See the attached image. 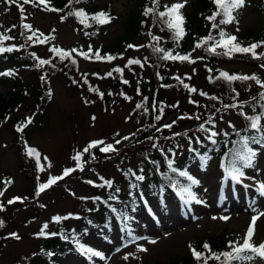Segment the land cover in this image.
<instances>
[{
	"label": "rangeland",
	"instance_id": "obj_1",
	"mask_svg": "<svg viewBox=\"0 0 264 264\" xmlns=\"http://www.w3.org/2000/svg\"><path fill=\"white\" fill-rule=\"evenodd\" d=\"M134 0H90L81 4L83 7L96 6L97 8H110L113 14L110 23L105 24L94 39L76 36L70 22L61 21L59 15L46 10H40L31 3L23 5L24 12L20 13L15 4L8 5L5 0H0V24L6 28L4 35L14 39L6 40L5 47L17 43V34L20 30V22L27 24L39 33H49L55 28V43L64 50L76 47L82 53H87L89 48L94 54L100 48L110 47L125 35V22L128 11ZM196 0H187L181 13L187 12ZM22 3V0H19ZM183 0H162L163 4L171 6ZM235 20L223 26V31L237 37V42L246 45L250 35L258 32L264 26V20L255 9L254 0H245V6L234 12ZM15 26V27H13ZM11 29V31H8ZM239 29V30H237ZM217 40L219 36H215ZM145 39L135 41L127 53V58L117 62V67L122 70V76L129 80V87H123L125 94L121 93L110 81L104 80V74L110 72L113 64L109 62H94L91 59H81L78 71L71 73L72 80L67 79L63 72L47 77L49 83L46 89H50L45 110L35 127L27 128L26 131L18 132L17 126L27 123L38 109L40 101H33L24 94L20 105L14 110V114L0 127V190L4 195L0 197L4 210L0 211V220L4 226L0 227V264H31V260L40 251L39 243L42 236L39 235L45 224L46 233H53L58 229L70 231L79 224L81 216L88 213L93 207L97 195H108L116 189L124 190L123 171L126 168L125 161L121 165H114L107 157L123 154V147L132 138L138 127V121L131 115L132 105L135 100L142 99L134 89L137 81V67L134 70L126 67L129 57H141L144 47L141 45ZM139 45V46H136ZM182 44V43H181ZM212 45L209 42L208 48ZM222 47H217L216 52ZM44 56L49 55V49L43 48ZM90 54V55H91ZM80 57L83 55H79ZM10 59L0 56V71L8 69ZM194 66L174 67L171 73H177L179 77L186 75L190 88L195 86L197 92L189 90L166 89L160 92L161 100L169 105L170 115L166 121L172 119L182 111H190L194 101L201 102L202 89L207 86L203 65L198 63ZM217 68L228 74L248 75L257 72L264 80V72L258 66L239 61H228L217 64ZM22 83H30L31 76L35 73L30 70L17 68ZM40 75V70H35ZM43 74V72H42ZM103 76V77H102ZM84 78L92 84L95 83L98 92L113 90L110 100L102 101L96 96L97 91H89L86 88ZM128 86V85H127ZM122 88V87H121ZM11 90V81L0 78V95L5 96ZM252 91V90H251ZM216 92V91H209ZM208 92V93H209ZM49 93V92H48ZM91 93V94H88ZM128 93V94H127ZM128 97L129 99H125ZM248 97V96H247ZM87 101V103L85 102ZM230 111L229 114L220 115L215 121L217 137L231 130V125H242V119ZM93 117L95 119L93 120ZM16 122V125H14ZM264 124V121H262ZM186 126L179 128L183 130ZM25 128V127H24ZM23 128V129H24ZM128 137V139H124ZM103 140L106 144H112L116 152L101 153L99 148L91 149L84 153L81 163L83 171H75L65 179L56 183L55 186L42 192L38 197L36 191L38 184L46 183L50 176H59L65 168L76 167L72 159L77 152L92 141ZM116 141H120L119 144ZM28 147L35 148L39 157L27 155ZM104 145H100L103 147ZM257 157L254 167L245 169L249 177H254L257 182H264V145L255 146ZM185 150V144L177 146L178 155ZM92 154L95 159L91 158ZM124 154H126L124 152ZM207 161L205 167L192 164L187 168L190 175L200 181L199 186H194L193 191L200 204L192 202L184 204L177 196L176 191L169 190L166 194L148 198V203L137 197L139 201L136 212H131V219L127 223L114 221L110 229L95 227L88 233L79 236L81 243L94 250L100 251L105 259L93 257L89 260L82 255L75 244L72 247L74 254L64 258L57 253L50 257V264H168L174 259L182 258L192 252L189 245L195 247L199 240L209 237H223L228 242L222 252L231 251L229 241L239 240L243 242L245 233L253 215L264 212V196L254 191V186L245 190L242 185H233L230 181L222 183L224 160L215 153ZM119 156V155H118ZM48 157V160H44ZM104 159V160H103ZM43 167L40 171L37 162ZM49 163L51 167H49ZM132 169L136 160H129ZM148 167V164H145ZM74 177V175H77ZM69 177H72L69 179ZM113 181L112 187H98L103 180ZM68 179V180H67ZM11 180L10 185L4 181ZM89 181L93 183H88ZM245 184L254 185L253 180L246 179ZM6 189V190H5ZM19 197L23 202L8 204V201ZM254 202V203H253ZM255 209V210H254ZM229 216L228 221H222L220 216ZM56 216L70 217L54 222ZM215 216L217 219H212ZM76 217H79L78 219ZM262 218V219H261ZM261 222H256L253 242L257 245L264 242V217ZM138 237H146L133 243L128 236V229ZM17 234V240L11 234ZM154 239L155 244L148 240ZM128 246L125 247L124 245ZM147 248V252H138L137 247ZM117 249H120L117 251ZM132 253L125 261L123 256ZM232 264H238L233 261ZM250 264H264V260L257 257Z\"/></svg>",
	"mask_w": 264,
	"mask_h": 264
},
{
	"label": "trees",
	"instance_id": "obj_2",
	"mask_svg": "<svg viewBox=\"0 0 264 264\" xmlns=\"http://www.w3.org/2000/svg\"><path fill=\"white\" fill-rule=\"evenodd\" d=\"M88 1L90 0H86V2ZM81 4L82 3H75V0H73L71 5H69V0H50V7L61 9L62 11L49 12L58 14L61 21L70 22L76 36H81L84 39L95 38L104 25L96 24L89 19L88 23L91 26L85 28L84 25L78 22L75 16L68 15V13L82 8L90 15L100 11L110 13L111 16H113V14L110 12V8H97L96 6L81 7ZM164 5L165 4H162L160 0V5L156 9L157 12L165 11ZM254 5L255 9L264 20V0H254ZM35 7L44 10V5ZM150 7H153V0H134L125 20V22H127L125 28L127 32L123 38L117 40L110 47L98 49L102 57L111 56L114 57V59L97 61L95 60L94 54H91L92 60H95L94 62H109L113 64L111 71L103 75L104 80L110 81L121 93L125 94L123 87H129L130 81L123 78L122 72H116L114 69L118 68V61L123 58L126 60L127 53L131 49L128 47L129 45H133L135 41L142 40L143 38L145 39L141 44L144 47L141 57H129V60L135 59L139 60L141 63L128 65L129 60L126 62V65H128L127 68L131 69V71L134 70L132 69L134 66L138 69L136 70V79L138 83L134 89L138 95L142 96V99L135 100L132 105L131 115L135 117L139 124L132 138H130L123 147V150L125 149L123 154L107 157V159H105L113 162L115 166L121 165L127 161L126 168L123 171L124 190L122 191V189H119V192H110L108 195L103 196L97 195L93 207L88 213L80 217L79 224L74 229L70 231L58 229L53 232L57 235L42 236L39 243L40 251H38L36 256L31 260V264H50V257L53 256L54 253L66 258L70 253H75L72 247V233L80 236L94 227L108 228L115 220L122 219L121 215L118 213L129 216V212L140 204L139 201H136L137 197L134 196V192L141 198L147 199L167 193L172 188V182L178 181L179 184H187L188 181L185 178L178 177L168 168L167 161L169 159L174 161L173 167L179 170H187L190 165L200 163L201 156L207 155L212 158L211 153H215L227 164L228 159L231 158V151L234 147L239 146L238 142L241 136L260 135L250 129L249 121L245 119V116H254L264 111V108L261 107L264 101L260 100V93H264V88H261L260 85L252 80L246 82L237 80L229 86L223 79H217L220 73L224 72L217 68V64L230 60L245 62L255 67L258 66L264 72V68L261 67V64H264V58L253 59L250 53H234L232 58H228V56L222 54L217 55L209 53L208 44L210 41L205 44L203 43L204 40L208 38L210 34L213 37L219 36V31L221 29L223 30L224 26L220 25L219 28L213 29V22L206 19V17L212 16L216 11V7L212 3V0H196L187 12L182 13L184 17L183 28L185 30V35L178 44L173 39V33L169 31L166 25L157 17H154L151 13L147 16L144 14L145 8ZM221 18L222 17H217L215 23L218 24ZM20 23L17 43L12 45L19 49V51L0 55L9 58L11 62L8 69L1 70L0 72L11 70L14 73L12 76H0V78L11 81V90L5 96L0 95V127L14 114V110L20 105L21 98L26 94L31 97L34 102L41 101L34 115H29L31 117L29 119L31 123H28L23 129L22 132L24 133L28 127H35L40 117L43 116L42 114L45 110L44 103L49 100L48 92H50V89H46L49 83L47 77L63 72L70 82V80H72L71 73L78 71L79 61L85 58L84 56L80 57L77 53L71 52L72 49H69L67 51L71 53V58L61 61L59 56L51 51L53 48L61 49L55 43V28L49 33H42L43 36H41V33L31 27L36 32V35L33 37V41H27L26 37L32 35V32L23 27V25L27 23L24 21ZM1 26L0 24V35H4L6 28ZM153 36L160 37V40L158 42L153 40ZM37 37H39V39L49 37V39L41 44ZM52 37H54V39H52ZM261 41H264V26L258 32L250 35L246 45L241 46L248 47L252 43ZM197 43H200L202 46L199 48L195 47ZM45 46L49 49L48 57L44 56L42 51ZM136 46L139 45L136 44ZM154 47H161L167 51H172L173 55H188L190 60H163L160 58L162 53L154 52ZM223 52H225V49L222 47L217 53ZM256 52H264V46L257 48ZM41 59L49 60L51 63L37 66ZM72 59L76 61V64L71 63ZM190 61L195 62L192 63ZM198 63L203 65L207 86L204 88L205 90L202 89V92L207 95H202L201 102L194 101V106L190 111L179 112L172 119L166 121L170 115L169 110L171 107L165 105L164 101L161 100L159 95L160 92L166 89L170 90L177 88H179V90H187L184 84L188 85L186 75L179 77L177 73H171L170 71L174 67H197L196 65ZM19 67L23 70H30L35 73L34 76H31L30 83H22L17 71ZM35 70H40V75H38ZM108 73H111V75L109 76ZM230 75H256L264 82L262 76L257 72L248 75H241L240 73ZM210 80L214 82H210ZM84 81L89 91L93 92L97 90L95 83L92 84L85 78ZM124 81L128 83H124ZM192 88L196 87L193 86ZM232 89H235V91ZM100 93H103V98H101ZM237 93H239L238 96L236 95ZM112 94L113 90L108 88L104 91H97L96 96H98L100 100L106 101L111 99ZM209 97H217V99L212 100L209 99ZM138 104L142 105V107L137 108ZM224 105H237V107L225 109L223 107ZM240 105H242V107H239ZM253 108H255V111H253ZM160 109H163V111L161 112ZM217 109H220V111L218 112ZM230 111H234V114L242 119V125H233L234 127H231L227 135L223 134L220 138L217 136L214 137V139L217 140V144L212 145L208 136L211 131H215V127H213V125L216 126L215 121L221 118L220 115L229 114ZM241 112H243L244 115H241ZM157 115L161 116L159 121L156 120ZM181 117L184 118L181 119ZM196 117H199V119ZM210 118L211 123H209ZM14 125H16V122ZM164 125H172V127L168 129L165 128ZM201 125L208 131H201ZM183 126L186 127L180 131L179 128ZM237 132H239L240 135H237ZM149 137H151V139H149ZM197 140L201 141V143H197ZM181 143L185 144V150L181 155L176 156L179 154L177 146ZM153 145L156 146L154 147ZM261 145H264V143H261ZM252 146L253 144H250V147ZM124 152L126 154H124ZM173 153H175V155H173ZM132 159L136 160L134 169H132L129 164V160ZM146 163L148 167H146ZM129 169L136 175H143L145 179L141 182L135 180L134 176L126 175ZM76 176H78V174L74 175V177ZM71 178L72 177H69V179ZM132 185L136 186L132 187ZM110 197H115V199H110ZM113 208L117 211L113 212ZM64 235H68V239L62 238ZM227 242L228 240L225 238L223 239V237L209 236L199 240L194 248L204 253L205 256L210 255L208 251L203 248V245L207 243L213 253L220 254L223 253L222 250ZM48 253H52V255L49 256ZM222 260L223 257H221V261ZM221 261L209 259L208 264H221ZM168 264H204V260L202 258L198 262L194 259L192 252H190L186 256L174 259Z\"/></svg>",
	"mask_w": 264,
	"mask_h": 264
},
{
	"label": "snow or ice",
	"instance_id": "obj_3",
	"mask_svg": "<svg viewBox=\"0 0 264 264\" xmlns=\"http://www.w3.org/2000/svg\"><path fill=\"white\" fill-rule=\"evenodd\" d=\"M73 0H69V5H71ZM86 2V0H75V3H83ZM5 3L8 5L15 4L18 10L20 11L21 14L24 12V7L23 5H28L32 4L34 7L39 6V5H44V10L46 11H62L61 9H56L54 7H50V0H22V3L19 2V0H5ZM187 3V0H183V2L180 3H174L171 6L164 5L165 11H160L157 12V8L160 5V0H153V7L150 8H145L144 14L147 16L148 14H153L154 17H157L164 25H166L167 29L173 33V39L174 41L178 44L181 39H183L185 35V30L183 28L184 24V17L183 14L181 13V9L185 7ZM212 3L216 7V11L212 14L210 17H206L210 22L212 23V28L217 29L219 28L220 25H226L229 23H232L236 18L233 15L234 12L238 11L240 8L245 6V0H212ZM68 15L75 16L78 20L79 23L84 25L85 28L90 27L91 25L88 23V20H92L96 24L99 25H105L111 22L112 19H115V17H112L110 13L100 11L95 14H88L84 11V9H77L70 11ZM217 17H222L219 20V23H215L217 20ZM63 19V18H62ZM15 27V26H13ZM23 27L32 32V35H28L26 37L27 41H33V37L36 35V32L31 28V25L24 24ZM163 30V29H161ZM239 30V29H237ZM8 31H11V29H8ZM43 36V34H40ZM219 37L220 39L217 40L215 37L209 35L208 38L204 40L203 43L207 44L208 41H212V45L208 48V51L210 54L214 53L217 55H226L228 58H232V55L234 53H241V54H251L253 59H262L264 58V52L257 53L256 49L259 47L264 46V41L258 42V43H252L248 47H242L240 43L237 42V37L234 35H229L222 29L219 31ZM153 40L159 41L160 37H152ZM14 39L13 37L6 36V35H0V55H3L4 53H11L13 51H19V49L15 48L14 46L10 47H5L4 42L6 40H11ZM39 43L43 44L45 43L49 37H44V39H39L37 37ZM54 39V37H52ZM202 45L200 43H197L195 47L199 48ZM128 47L132 48L135 47L133 45H129ZM217 47H223L225 49V52L223 53H217L216 48ZM154 52L156 53H162L161 59L163 60H177L179 59L180 61H189L190 57L188 55H173L172 51H167L161 47H154ZM51 51L55 52L61 61H64L65 59H70L71 58V53L69 51H64L59 48H53ZM71 52H77L78 55H83L85 59H91L92 55V49L89 48L87 53H79L77 49H72ZM34 55V54H33ZM95 60L101 61L104 59L111 60L114 59V57L108 56V57H102L100 55L99 50H97L94 53ZM194 63L195 61H190ZM51 61L49 60H39V63L37 66L40 65H45V64H50ZM72 64H76V61L74 59L71 60ZM141 62L139 60H129L128 65H134V64H140ZM126 65V67L128 66ZM143 66V65H141ZM261 67L264 68V64H261ZM116 72H122L121 69L116 68L114 69ZM14 73L11 70L5 71V72H0V76H12ZM110 76L111 73H108ZM43 79V77H42ZM179 79V78H177ZM217 79H223L225 82L228 83L229 86L234 81H255L258 85H260L261 88H264V82H262L256 75H251V76H238V75H230L226 72H221L220 75L217 77ZM182 82V81H181ZM210 82H214L211 81ZM124 83H128L127 81H124ZM184 87L189 90V92L195 93L197 92L196 88H190L189 85L184 84ZM235 91V89H232ZM98 91V90H95ZM201 95L206 96V93L201 92ZM49 95H51V92H49ZM237 96L239 93L236 94ZM101 98H103V93H100ZM125 99H129L128 97H125ZM209 99L216 100L217 97H209ZM260 100L264 101V93H260ZM87 103V101H85ZM142 107V105H137V108ZM225 109L231 108V107H237V105H224L223 106ZM239 107H242L240 105ZM262 108H264V104L261 105ZM162 112L163 109H160ZM219 112L220 109H217ZM253 111H255V108H253ZM241 115H244L243 112H241ZM184 117H181L183 119ZM191 118V117H188ZM199 119V117H196ZM95 117H93V120ZM161 119L160 115L156 116V120L159 121ZM245 119L249 121V126L250 129L253 130L256 133H259L260 135H252V136H241L240 141L238 142L239 146L234 147V149L231 151V158L228 159L227 164L223 165V171H224V176L222 183H228L229 181L233 185H242L245 190H248L249 188H252L254 186V191L259 194L260 196H264V182H257L255 181L254 177H249L245 173V169H249L254 167L255 163V158L257 157V152L254 151L252 147H250V144H261L264 143V124H262V121H264V111H261L260 114L254 115V116H245ZM27 123H31V120H28ZM175 123V122H173ZM209 123H211V118L209 120ZM27 124L22 125V126H17V131L22 132L23 128L26 127ZM230 127H234L233 125H229ZM165 128L171 129L172 125H164ZM215 127V125H213ZM201 131H208L204 128L203 125L200 126ZM237 135H240L239 132L236 133ZM179 135V134H177ZM219 135L216 131H211L210 135L208 136V139L210 140V143L212 145L217 144V140L214 139ZM224 135H227L225 133ZM124 139H128V137H125ZM151 139V137H149ZM197 143H201V141L197 140ZM117 144L120 143V141H116ZM100 145H104L103 147H100ZM154 147L156 145H153ZM94 148H99V151L101 153H111V152H116L117 149L114 147L112 144H106L105 141L99 140V141H92L90 142L84 149L83 152H77L75 156L72 157V159L76 162V167L74 168H65L63 170V173L59 176H50L47 180L46 183H40L38 184L37 191H36V196L38 197L42 192L45 190L49 189L50 187L54 186L56 183L59 181L65 179V177L69 176L71 173L79 170L83 171L84 166L81 163L82 157L84 153H89L91 149ZM27 149V155L29 156H36L37 158L39 157V153L35 148L28 147L26 145ZM195 151V150H194ZM175 155V153H173ZM91 158L94 160L96 157L94 154H92ZM210 159L209 156L204 155L200 157L201 160V167H205L207 165V161ZM44 160H48V157H44ZM168 168L171 170V172L175 173L178 177L185 178L188 183L187 184H179L177 182H172L171 187L173 188L174 191H176L177 196L180 198V200L188 205L191 204L192 202H195L196 204L202 203L200 199L197 198L196 194L193 191L194 186H199L200 181L196 179L194 176L190 175L188 171L186 170H179L176 167H173L174 161L169 159L167 161ZM37 166L40 171H43V167L40 166L39 161L37 162ZM49 167H51L49 163ZM142 171V170H141ZM126 175L129 176H134L135 180L137 181H143L145 177L143 175H136L134 172H132L131 169L128 170ZM103 180V183L100 185H94L98 187H105L107 186L108 188L112 187L113 181L111 180H105L103 177L100 178ZM246 179H251L254 182V185H249L245 184L244 181ZM5 184L10 185L12 183L11 180H6L4 181ZM88 183H93L89 181ZM136 185H132V187H135ZM6 190V189H5ZM116 192H119V189H116ZM4 195V190H0V197ZM110 199H115V197H110ZM23 202V200L19 197H15L11 200L8 201V204H13L15 202ZM254 203V202H253ZM4 210V205L3 203H0V211ZM255 210V209H254ZM113 212H116L117 210L115 208L112 209ZM121 215V218L124 220L125 223H127L128 220L131 219V217L124 216L122 213H118ZM261 217H264V212H258L256 215H253L251 218V222L249 224V227L245 233V236L243 238V242L241 243L239 240L237 241H229L228 247L231 248V251H226L220 254L213 253L211 251L210 246L205 243L203 245V248L208 251L210 255L205 256L204 253L197 251L192 245H189L190 250L192 251L194 259H196L198 262L203 258L204 264H208L209 259H215L217 261H221V257H223V260L221 261V264H232L233 261L238 262V264H250V262L254 261L257 257L260 259L264 260V242L260 243L259 245L255 244L253 242V237L255 235V225L257 220H259ZM70 217H60L56 216L53 218L54 222H60L62 219H69ZM77 219L79 217H76ZM212 219H217V217L213 216ZM220 220L222 221H228L230 219L229 216H220ZM4 226V222L0 220V227ZM47 228V224L43 226L41 229V232L39 235L44 236V235H57L56 233H46L44 230ZM13 238L19 240L20 237L13 233L11 234ZM128 236L131 238V241L133 243L137 242L140 239H147L146 237H138L134 236L132 234V229H128ZM62 238L68 239V235H64ZM71 238L73 243L76 245L78 251L82 254L85 255L89 260H91L93 257H98L100 259H105V256L97 250H94L91 247L86 246L85 244L81 243L79 240V237L75 234H71ZM149 243L155 244L157 241L154 239L148 240ZM125 247L128 245L125 244ZM120 249H117L119 251ZM138 252H147V248L143 246L137 247ZM49 256L52 255V253H48ZM129 256H133L134 254L128 253L123 256V259L127 261L129 259Z\"/></svg>",
	"mask_w": 264,
	"mask_h": 264
},
{
	"label": "bare ground",
	"instance_id": "obj_4",
	"mask_svg": "<svg viewBox=\"0 0 264 264\" xmlns=\"http://www.w3.org/2000/svg\"><path fill=\"white\" fill-rule=\"evenodd\" d=\"M261 219H262V218H261ZM258 221H259V222H261V220H260V219H259ZM258 221H257V222H258ZM262 225H264V224H262ZM262 229H264V228H262Z\"/></svg>",
	"mask_w": 264,
	"mask_h": 264
}]
</instances>
